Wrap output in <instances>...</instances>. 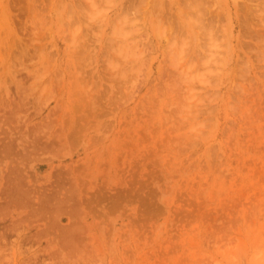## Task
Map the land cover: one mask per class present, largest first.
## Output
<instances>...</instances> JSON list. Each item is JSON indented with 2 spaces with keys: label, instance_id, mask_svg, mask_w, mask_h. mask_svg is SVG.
I'll use <instances>...</instances> for the list:
<instances>
[{
  "label": "rangeland",
  "instance_id": "1",
  "mask_svg": "<svg viewBox=\"0 0 264 264\" xmlns=\"http://www.w3.org/2000/svg\"><path fill=\"white\" fill-rule=\"evenodd\" d=\"M0 264H264V0H0Z\"/></svg>",
  "mask_w": 264,
  "mask_h": 264
},
{
  "label": "bare ground",
  "instance_id": "2",
  "mask_svg": "<svg viewBox=\"0 0 264 264\" xmlns=\"http://www.w3.org/2000/svg\"><path fill=\"white\" fill-rule=\"evenodd\" d=\"M153 9V8H152ZM182 16V15H181ZM152 17V16H151ZM179 17V16H178Z\"/></svg>",
  "mask_w": 264,
  "mask_h": 264
}]
</instances>
